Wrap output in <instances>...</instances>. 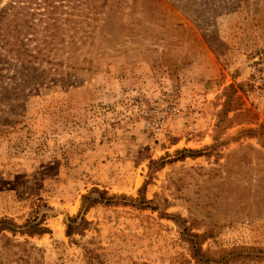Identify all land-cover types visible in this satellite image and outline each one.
I'll return each instance as SVG.
<instances>
[{
  "label": "rangeland",
  "instance_id": "374dc122",
  "mask_svg": "<svg viewBox=\"0 0 264 264\" xmlns=\"http://www.w3.org/2000/svg\"><path fill=\"white\" fill-rule=\"evenodd\" d=\"M2 219L49 232L0 264L264 248V0H0Z\"/></svg>",
  "mask_w": 264,
  "mask_h": 264
},
{
  "label": "trees",
  "instance_id": "16d2710c",
  "mask_svg": "<svg viewBox=\"0 0 264 264\" xmlns=\"http://www.w3.org/2000/svg\"><path fill=\"white\" fill-rule=\"evenodd\" d=\"M180 158L184 159L185 157L180 156ZM92 193L98 194L99 198H95V199L91 198L90 194ZM90 194L82 198V203H81L82 212H87L89 209L93 208L97 204L104 202L106 205H118V203L113 202L117 197L108 196L106 192L93 190L90 192ZM120 197H122L123 199H130V198H126L125 196H120ZM68 221H69V225L66 231L67 236L72 235L74 231L82 227V224L85 223L84 218L80 216L69 219ZM48 232L49 230L47 228L41 227L40 222L33 223L30 220H27L22 226H16L11 220L2 219L0 220V255H1V251L6 247L7 243L8 246H12L13 248L16 249L23 248L25 246V243H27V242L14 243L15 241L13 239L8 238L4 233H11L13 236H15L16 234H20V235H27L29 237H33L36 235L42 236L44 234H47ZM201 237L202 236L197 234H191V236L188 239H186V241L190 245L192 256L198 264H230L231 261H238L245 258L252 261L253 260L264 261V248H249V249L240 248L230 251L229 253H222L219 258H211L206 253L202 252L199 248L198 240ZM242 253L244 254L242 255ZM2 264H6V263L3 262Z\"/></svg>",
  "mask_w": 264,
  "mask_h": 264
}]
</instances>
